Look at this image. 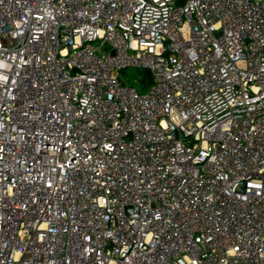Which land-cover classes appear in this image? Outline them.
<instances>
[{"label": "built area", "instance_id": "obj_1", "mask_svg": "<svg viewBox=\"0 0 264 264\" xmlns=\"http://www.w3.org/2000/svg\"><path fill=\"white\" fill-rule=\"evenodd\" d=\"M0 264H264V0H0Z\"/></svg>", "mask_w": 264, "mask_h": 264}, {"label": "trees", "instance_id": "obj_2", "mask_svg": "<svg viewBox=\"0 0 264 264\" xmlns=\"http://www.w3.org/2000/svg\"><path fill=\"white\" fill-rule=\"evenodd\" d=\"M122 71H124V70H122ZM136 71L138 72V74L136 75V78H133V79L132 78H126V77L119 78L120 74H118V80H119L121 85L127 86V87H132L138 93L143 94L151 86L152 79H151L150 74L147 71H143V70H136ZM121 72H119V73H121Z\"/></svg>", "mask_w": 264, "mask_h": 264}, {"label": "rangeland", "instance_id": "obj_3", "mask_svg": "<svg viewBox=\"0 0 264 264\" xmlns=\"http://www.w3.org/2000/svg\"><path fill=\"white\" fill-rule=\"evenodd\" d=\"M119 78H122V77H126V78H136V75L138 74V72L134 69H127V70H124L122 71L121 73H119Z\"/></svg>", "mask_w": 264, "mask_h": 264}]
</instances>
